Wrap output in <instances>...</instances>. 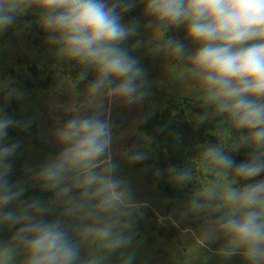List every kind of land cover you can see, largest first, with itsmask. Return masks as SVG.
I'll use <instances>...</instances> for the list:
<instances>
[{"label":"clouds","instance_id":"obj_1","mask_svg":"<svg viewBox=\"0 0 264 264\" xmlns=\"http://www.w3.org/2000/svg\"><path fill=\"white\" fill-rule=\"evenodd\" d=\"M140 5L146 22H125ZM30 12L57 54L82 66L81 79L94 73L88 92L101 102L90 114L60 124L52 135L59 150L36 166L25 165V178L15 182L12 158L22 142L5 141L9 129L27 124L0 114V228L15 229L0 240V264H108L116 253L119 264H135L130 249L139 205L111 157L112 124L102 98L135 105L149 96L147 71L132 55L144 41L126 46L142 32L155 38L157 55L173 60L196 85L201 111L195 125L216 121L237 133L227 144L199 146L202 165L214 177L231 179L210 181L184 214L219 213L205 229L209 241L216 233L224 237L218 255L264 264V178L253 179L264 173V0H0V35ZM174 30L183 37L168 35ZM13 98L23 93L9 91L6 99ZM242 149L247 158L237 163L229 153ZM125 155L130 162L148 158L143 151ZM167 172L177 184L192 179L188 169ZM30 188L51 196L26 197ZM85 245L91 250L82 255Z\"/></svg>","mask_w":264,"mask_h":264},{"label":"rangeland","instance_id":"obj_2","mask_svg":"<svg viewBox=\"0 0 264 264\" xmlns=\"http://www.w3.org/2000/svg\"><path fill=\"white\" fill-rule=\"evenodd\" d=\"M140 5L125 14L124 21L141 19ZM35 14L30 12L19 18L16 26L0 35V109L4 115L23 121L27 127L9 129L6 143L16 140L22 142L21 148L13 157L18 166L14 167L11 180L25 178V165L36 166L48 155L59 150L52 135L60 124L74 114L86 115L96 110L100 99L92 97L89 84L95 78L88 72L80 78L82 66L59 56L55 48L47 43L45 33L37 23ZM168 35L183 37L182 30H174ZM136 39L144 45L132 50V55L141 60L147 71L149 96L142 103L125 105L122 102L102 98L105 118L112 124V159L120 165L119 176L126 179L134 193L138 207L134 209L136 217V240L133 249L136 252L135 264H243L241 257L223 259L218 250L224 243V237L216 233L215 240H208L205 231L210 221L219 213L209 211L201 214L185 215L190 199L197 195L213 179L228 183L231 179L214 177L205 166H200L193 178L199 189L193 190L185 183L177 184L167 172L172 165L168 155L159 146H154L147 137L144 126L155 114L172 109L174 113L189 112L197 107L196 85L184 78L179 67L170 58L154 52V40L147 32L126 42L130 46ZM35 68L38 75L32 69ZM51 78L49 88L36 85ZM12 82L9 83L8 81ZM35 84L29 87L27 83ZM23 93V98L6 99L9 91ZM32 127L38 130L39 145L35 144ZM231 128L225 124L215 136L227 144L231 138ZM203 144H209L207 141ZM128 150L143 151L147 159L130 162L125 155ZM160 172L157 175V172ZM254 180L261 178L255 177ZM51 193L41 192L39 188H30L26 197H39L47 200ZM52 216L45 219H52ZM15 229L0 228V240H7ZM206 240V246L200 241ZM90 245H85L82 255H87ZM108 264H119V253L113 255Z\"/></svg>","mask_w":264,"mask_h":264},{"label":"trees","instance_id":"obj_3","mask_svg":"<svg viewBox=\"0 0 264 264\" xmlns=\"http://www.w3.org/2000/svg\"><path fill=\"white\" fill-rule=\"evenodd\" d=\"M36 19V16H34ZM35 75L38 72L35 68L32 69ZM51 78L46 82L36 85L39 88H49ZM29 87H35V84L28 82ZM201 111L199 104L189 112L181 111L174 113L172 109H167L162 113H158L150 117L144 126V131L153 141L154 146H159L162 151L168 155L169 163L177 168L188 169L192 173V179L184 182L191 189H199L193 178L198 174L201 163V149L206 141L209 144H220L215 136H207L210 132H217L221 129L216 121H210L197 127L194 123L195 115ZM35 144L39 145L38 130L32 127ZM237 133L234 129L231 130V138ZM229 141V142H230ZM246 149H242L239 153H229L237 163L243 162L247 158ZM14 167L18 166L17 159L12 158ZM258 178H264L262 173Z\"/></svg>","mask_w":264,"mask_h":264}]
</instances>
